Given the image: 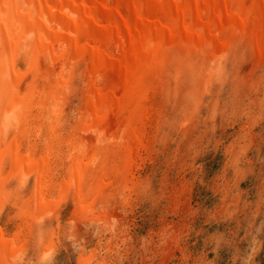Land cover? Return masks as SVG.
Masks as SVG:
<instances>
[{
	"label": "rangeland",
	"instance_id": "1",
	"mask_svg": "<svg viewBox=\"0 0 264 264\" xmlns=\"http://www.w3.org/2000/svg\"><path fill=\"white\" fill-rule=\"evenodd\" d=\"M243 54L241 59H237L238 61L227 62L225 68L227 70L221 69L215 77L212 71L207 72L209 71L207 70L203 79L200 78L202 75L200 76L199 72L203 68L206 69L208 64H202L195 69L181 68L179 72L183 69V75L180 76L186 82H182L183 84H177L175 81L177 79H174L178 77L176 75L178 70L175 69L177 65L172 68L170 79L172 82H169L171 85L168 84L166 88L158 86L157 92L151 95L149 105L151 104L150 107L154 109L151 110L153 115H150L147 123L146 136L148 133L149 135L144 140V147L138 149L140 153L132 164L131 170H133L127 176H124L122 170H120L121 175H115L111 171L108 172V176H103L104 178L101 177V171L98 174L99 169H97L101 159L95 158L94 151L91 150L98 147L99 143L96 142L95 135L86 131V119L83 114L85 104L82 97L88 79L85 67L77 65L78 71L75 69L76 72L69 81V86L74 90L68 86L69 88L59 98L63 105L61 111L64 112L60 111V125L56 124L55 130L57 133L52 136L46 125L41 136L33 137L31 141L38 153H42L43 149L47 148L48 142L53 140L55 158L53 157L51 162L56 169V172L54 171L56 180L62 179L59 176H65V171L72 161L80 162V159L77 160L80 153L74 152V147L79 145L80 149L89 142L87 153H84V159L88 160L90 166L88 172L92 173V180L89 183L93 189L103 185L105 199H96L93 196L94 203H92L93 199H90L78 205V208L71 193L74 191L72 188L69 195L61 196L62 198L64 196L65 200L61 207L52 204V210L48 209L46 210L48 213L46 211L44 213L37 207L29 208L34 199L32 190L34 191L36 186V170L34 173L32 169L24 170L27 174L31 171L32 173L29 174V181L22 185L25 189L21 187L18 190L20 198L14 192L16 187H19L18 183H21V174L24 173H16L13 176L12 169H5L2 175L11 177L7 184L11 188L7 186L4 194L9 192L8 194L17 198L19 196L21 202L13 201L12 198L13 200H9L7 204L0 200L2 203H0V224L7 232L9 231L6 232L8 238H13V231L18 232L21 226L23 231L17 237L14 248L16 252L13 251L12 256L8 257L10 259L8 263L0 260L1 264H87L90 258L91 263L88 264H99V261L100 264H264V57L259 62L254 61L255 58L248 48L243 49ZM254 68L256 70H253ZM196 77L203 80L198 85L193 83ZM171 94L175 95L171 96ZM185 99L189 102L192 100V104L185 103L187 102ZM161 119L164 122L161 123L163 121ZM152 125L153 128L150 129ZM60 134L62 137L58 136ZM153 140H156V143ZM106 141L102 146L109 150L111 162L121 167L123 156L119 153H123V146L112 138ZM71 152L78 155L71 159L69 157ZM84 159L81 162L85 161ZM95 170L98 171V176L93 174L96 173ZM16 176L18 179L15 178ZM129 177L131 179H128ZM66 178L68 179V176ZM4 179L2 177L0 180ZM133 184L136 187L132 186ZM56 188L51 191L53 192L49 195L51 198H48L52 203L58 200L61 194ZM118 192L122 193L118 195ZM23 196L25 199L22 198ZM112 198L114 201L117 200L115 202H118L119 206ZM13 204L17 205L13 206ZM18 206V209L14 208ZM51 211H55L52 212L54 215ZM16 212L17 214H14ZM23 212L26 213L25 219ZM102 222L106 224L103 225ZM107 228L111 229L108 231ZM15 255L20 257L17 258Z\"/></svg>",
	"mask_w": 264,
	"mask_h": 264
},
{
	"label": "bare ground",
	"instance_id": "2",
	"mask_svg": "<svg viewBox=\"0 0 264 264\" xmlns=\"http://www.w3.org/2000/svg\"><path fill=\"white\" fill-rule=\"evenodd\" d=\"M244 48H248L256 62L261 61L264 57V0H0V179L2 177L5 178L4 180H0V200L8 204L9 200L13 198V201L17 200L19 202L21 196L18 190L21 187L24 188V184L29 181V174L32 171L34 173V170H36L37 174L35 176L37 177L36 186L34 191L32 190L33 188L31 189L34 199H32L33 201L29 208L37 207L43 210L41 212L44 213L48 209L50 211L52 210V204L58 207L65 202L64 196L69 195L72 188L74 191L71 193L74 195L73 199L77 207L78 205H82L83 202H88L90 199H93L92 203H94L93 196L96 199L104 198V186L99 185V187L93 189L89 183L92 180V173L88 172L90 166L87 163L88 160L84 159V153H87L86 148L90 145L89 142H87L88 145L81 143L83 147L80 149L79 145L76 148L74 147V152L79 151L78 153L80 154L77 156L78 154L71 152L69 157L73 159L76 155L77 160L80 159V162L71 160L72 163H70L69 168L67 170V167L65 168V176H59L62 177V181L60 179L59 181L54 178L56 169L52 166L51 162L55 156L53 140L48 142L47 148H44L42 153H38L37 148L33 146V142L31 141L35 137L41 136L43 127H46V125H48L47 129L50 130L52 136H55L57 133L55 131L56 124L60 122V111L63 106L59 98L70 87L69 81L74 76L77 65L85 67L88 79L84 96L82 97L85 110H82L84 111V119H86V131L90 132L93 136L95 135L96 142L99 143L98 147L91 148L94 151L95 158L101 159H99L101 162L97 163L98 166L96 165L98 168H95L99 169V172L97 171L98 174L102 172V178L111 171L115 175H121L122 172L124 176H127L133 170H131L132 164L135 162L137 154L140 153H138V149L144 147V140L149 135L148 133L146 136L147 123L149 122L151 110L154 109L150 107L151 104L149 105L151 95L158 89V86L166 88L169 82H172L170 80L172 68L177 65L175 69L178 72L175 74L178 77L174 78L177 79L175 80L177 84L186 83L185 79L183 80V77L180 76V74L183 75V69H195L202 64L208 65L206 69L203 68L199 72V74L201 73L200 76L202 75L199 77L203 79L204 73L207 70H209L207 72L212 71L215 77L220 73L221 69L226 68L227 62L241 59L244 55ZM251 60L253 63V59ZM181 68H183L182 72H179ZM253 70L256 69L254 68ZM179 77L180 79H178ZM199 77L193 78L195 85L201 83L202 79ZM178 95H176L177 98ZM189 103L192 104V100ZM67 115L69 116V114ZM173 118L171 119L173 120ZM181 119L183 120V118ZM61 128L63 127L61 126ZM152 128L153 125L150 129ZM83 129L85 128L83 127ZM74 130L76 129L74 128ZM159 132L161 133V131ZM58 136L62 137L61 134ZM109 138H112L117 143H121L124 148L122 149L123 153H119L123 156L121 167L111 162L109 150L102 146V143ZM107 148L109 149L110 147ZM83 159L85 161L81 162ZM117 164L119 163L117 162ZM7 168L13 170H11L14 172L13 176L16 173H24V175L21 174V183L16 181L19 187H16V192H14L20 198L19 196L17 198V196L8 194L9 192L4 194L9 183L8 181L11 179L10 176L2 175L3 171ZM25 169H32V171L27 174L24 171ZM120 170L122 171L120 172ZM97 172L93 174L98 176ZM5 174L7 175L6 172ZM66 176H68V179ZM15 178L18 179L17 176ZM128 179L131 178L129 177ZM132 186L135 185L133 184ZM55 188L61 194L58 196L59 199L52 203L48 198H51L49 195L53 193L51 191ZM121 193L118 192V195ZM62 195H64L63 198L61 197ZM127 201H125V204ZM103 204L101 205L103 206ZM15 205L13 204V206ZM117 205L119 206V204ZM19 206L14 208L18 209ZM3 208L5 209V207ZM55 211H51V213ZM4 212L6 211L4 210ZM17 212L14 214H17ZM22 215L25 219L26 213L23 212ZM9 217L11 218L10 213ZM102 217H104L103 214ZM107 224L110 227V224ZM22 227H19V231H16V233L13 231V238H8L7 233L9 231L7 232L0 224V260L6 263L9 262L10 259L8 257L12 256L11 253L16 247L17 237L23 231ZM26 237H24V240ZM17 258H15L16 261Z\"/></svg>",
	"mask_w": 264,
	"mask_h": 264
}]
</instances>
